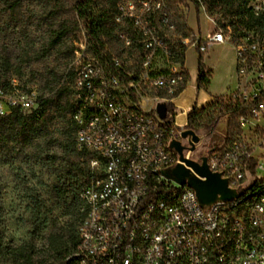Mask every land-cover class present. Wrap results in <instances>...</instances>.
<instances>
[{
    "label": "built area",
    "instance_id": "2783aa9c",
    "mask_svg": "<svg viewBox=\"0 0 264 264\" xmlns=\"http://www.w3.org/2000/svg\"><path fill=\"white\" fill-rule=\"evenodd\" d=\"M233 1V16L222 11L217 22L208 15L207 35L182 40L202 57L218 46L235 50L237 86L224 99L239 109L240 136L207 157L209 169L241 194L209 209L186 185H166L163 174L179 162L171 146L183 143L178 128L185 127L173 116L161 118L158 105L175 106L188 82L185 63L168 43L176 31L169 0H117L115 22L124 28L119 39L131 47L138 38L144 48L139 76L119 72L125 65L115 57L108 62L92 55L86 31L75 44L72 119L78 150L91 155V180L83 192L101 197L102 204L91 225L78 227L82 264H264V194L262 204L240 208L244 191L264 187V38ZM248 2L249 14H264V0ZM8 82L0 88L1 118L37 106L36 91L25 92L16 77ZM84 101L99 103L104 118L88 113ZM231 118L221 119L229 124ZM168 196L177 203L169 204ZM227 242L239 247L233 261H225ZM183 250H190V258H183Z\"/></svg>",
    "mask_w": 264,
    "mask_h": 264
},
{
    "label": "rangeland",
    "instance_id": "374dc122",
    "mask_svg": "<svg viewBox=\"0 0 264 264\" xmlns=\"http://www.w3.org/2000/svg\"><path fill=\"white\" fill-rule=\"evenodd\" d=\"M92 3L105 8L101 0ZM169 3L176 16V31L168 43L177 53V60L185 63L188 74L186 88L175 104L180 112L189 111L192 106L202 108L210 97H225L230 90H235V50L228 45L218 46L203 56L202 64L212 72V80L208 89L198 91L201 57L196 49L188 47L183 56L182 40L191 35H207L212 29L208 15L218 22L222 11L233 16L235 9L218 0H169ZM77 5L78 0H0V86L16 77L25 92L36 91L39 99L53 100L47 118L29 120L33 141L27 153L14 146L9 123L1 130V138L7 140L10 151L0 155V234L6 244L30 239L36 219L33 211L38 210L36 204L47 205V210L58 217V224L40 233L36 244L37 251L49 264H54L57 257L53 245L68 239L69 225L72 229L75 227L74 214L64 215L65 209L55 200L52 189L55 168L65 163L66 158L76 156L73 151L76 135L71 120L75 102L74 49L85 31ZM108 25L110 36L105 39L106 49L132 75L139 76L143 71L144 54L140 39H134V44L127 47L118 37L124 28L117 25L114 18ZM57 32L66 35L58 39L54 35ZM184 120V115L177 118L181 124ZM227 127L226 120L221 119L214 131L201 130L198 133L202 137L201 145L190 157L200 161L235 141L240 136L237 125L231 131ZM183 145L189 147L188 141L183 139ZM51 235L57 238L51 240ZM0 264L12 263L0 253Z\"/></svg>",
    "mask_w": 264,
    "mask_h": 264
},
{
    "label": "trees",
    "instance_id": "16d2710c",
    "mask_svg": "<svg viewBox=\"0 0 264 264\" xmlns=\"http://www.w3.org/2000/svg\"><path fill=\"white\" fill-rule=\"evenodd\" d=\"M92 1L93 0H78L77 14L84 24L86 34H88L90 49L93 55L103 61L110 62L113 55L108 49H106L105 39L110 36V28L108 27V24L110 20L115 17L114 10L116 11L117 0H108L107 2L101 0L105 8L92 3ZM236 1L237 9L241 10L243 16H247V22L250 23L249 19H251L252 16L249 14V9H247L248 3L242 0ZM218 2L223 5L233 6L234 1L218 0ZM54 35H56L58 39H62L66 34L57 32ZM186 52V48H183L181 54L184 56ZM200 57L201 65L197 81L198 91L208 89L212 80V72L207 70L202 64L203 57ZM118 70L119 72H129L125 66L121 69L119 68ZM8 83L0 86V88L8 85ZM52 102L53 100L51 99L48 100L38 98V104L34 109L28 111L18 109L14 110L12 112L13 114L10 116H5L3 118L0 117V125L3 124V128L0 129V155L6 151H10V145L7 140H5V138H1L3 136L1 134V130L6 127L5 124L9 123L10 129H13L12 142L14 146H19L20 151L27 153L26 151L32 146L33 141V138L31 137L32 130L28 125L29 120L34 117L38 119L47 118ZM167 109V118L169 119L170 116H173L171 120L174 121L176 107L174 105H170ZM73 111L74 105L71 109V120L76 135L77 127L72 119L74 113ZM238 112V108H233L230 104L225 102L223 96H220L215 98L212 102L205 104L202 108L194 106L188 114V125L186 126V129H192L196 133L205 129L212 132L219 127L221 118L227 116L228 114H232V118L229 120L227 127L228 131H231L237 125L236 115ZM178 129L181 130V128ZM73 148L74 155L76 156L72 155V158H66L65 163H61L58 168H55L54 172L56 175L52 189L54 192V198L62 203L65 209L64 215L72 213L74 214L75 220L74 229H72L71 225H69L68 239L65 242L62 241L60 244L53 245V252L57 255L54 264H78L76 255L79 252V236L77 231L83 221L82 214L79 215L78 211L80 205H82V207L84 205L81 199V196L84 193L83 190L87 187L91 180V155L86 151H79L77 143L74 144ZM256 189H258V187H255L254 190ZM70 201L71 203L69 204ZM36 206L38 210L33 211L36 219L33 223L34 230L31 233L30 239L17 244H6L5 238L0 234V253L5 255V257L8 258L12 264H49L48 260L41 256L37 251L36 240L40 233H43L58 224V217L54 215L53 211L47 210L49 208L47 205L37 203ZM1 225L2 224L0 222V228ZM54 238L57 237L51 235L50 239L53 240ZM52 244L53 243L50 245Z\"/></svg>",
    "mask_w": 264,
    "mask_h": 264
},
{
    "label": "water",
    "instance_id": "95a60500",
    "mask_svg": "<svg viewBox=\"0 0 264 264\" xmlns=\"http://www.w3.org/2000/svg\"><path fill=\"white\" fill-rule=\"evenodd\" d=\"M158 111L161 118L165 119L168 112L166 105L159 104ZM180 134L182 139L188 141L189 147L184 146L181 141L173 142L171 149L180 156V159L174 168L164 171L163 174L182 186L187 185L193 188L205 209H209L217 202L232 201L238 198L241 192L237 193L232 190L227 179L209 169L207 156L200 161L190 157V153L195 151L202 142V137L192 129H182ZM186 151L187 155H185Z\"/></svg>",
    "mask_w": 264,
    "mask_h": 264
},
{
    "label": "bare ground",
    "instance_id": "6f19581e",
    "mask_svg": "<svg viewBox=\"0 0 264 264\" xmlns=\"http://www.w3.org/2000/svg\"><path fill=\"white\" fill-rule=\"evenodd\" d=\"M248 3L247 9H249L248 0H242ZM251 19H249L251 26L253 27L255 35L258 38H264V14H251ZM187 82H185L186 84ZM84 109L88 113H93L95 118H104V111L100 108V104H93L91 101H84ZM132 115H139L138 107H131ZM113 115H120L119 108H112ZM201 145V144H200ZM166 185H175V181L166 178ZM187 186V185H186ZM187 192H196L193 188L187 186ZM262 194H264V187H258V189L253 191H244L243 199H240V208H249L256 204H262ZM83 201V214L82 223L80 227L88 226L92 224V219L96 215V209L101 204V197H91V193L84 192L81 196ZM169 204H176V196H168ZM147 231H154V224H147ZM228 251L231 253L225 254V261H233V255H238L239 247L235 242H227ZM183 258H190V250H183ZM78 264H82V251L79 247V252L76 255ZM178 264H185V261H178Z\"/></svg>",
    "mask_w": 264,
    "mask_h": 264
},
{
    "label": "crops",
    "instance_id": "0c3cea01",
    "mask_svg": "<svg viewBox=\"0 0 264 264\" xmlns=\"http://www.w3.org/2000/svg\"><path fill=\"white\" fill-rule=\"evenodd\" d=\"M215 98H217V97H210L209 100L206 101V104L212 102ZM175 106H176V104H175ZM176 108H177V106H176ZM192 108H193V106L191 107V110H192ZM191 110L180 112L179 109L177 108V110L175 112V120H176L177 125H179L180 127H186L188 125L187 124V122H188V114H189V112ZM183 115H184V118H185L184 122L182 124L178 123L177 122V118L182 117Z\"/></svg>",
    "mask_w": 264,
    "mask_h": 264
}]
</instances>
